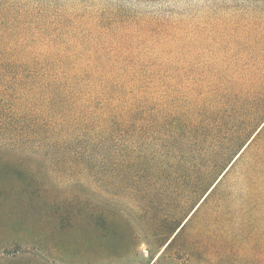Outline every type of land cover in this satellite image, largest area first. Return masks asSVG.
<instances>
[{"label":"rangeland","instance_id":"rangeland-1","mask_svg":"<svg viewBox=\"0 0 264 264\" xmlns=\"http://www.w3.org/2000/svg\"><path fill=\"white\" fill-rule=\"evenodd\" d=\"M2 51L81 64L70 74H179L155 97L173 114L206 76L264 74V0H0ZM155 143L0 139V264H264V190L241 162L202 201L218 174L153 171ZM221 241L244 249L220 257Z\"/></svg>","mask_w":264,"mask_h":264},{"label":"trees","instance_id":"trees-1","mask_svg":"<svg viewBox=\"0 0 264 264\" xmlns=\"http://www.w3.org/2000/svg\"><path fill=\"white\" fill-rule=\"evenodd\" d=\"M79 65L0 58V139L146 137L156 141L151 170L196 172L198 186L218 174L202 201L239 162L245 186L264 190V74H211L186 108L164 114V100L155 97L176 90L179 74H70ZM23 101L26 107H17ZM259 232L264 236V227ZM215 249L222 257L244 244L221 241Z\"/></svg>","mask_w":264,"mask_h":264}]
</instances>
